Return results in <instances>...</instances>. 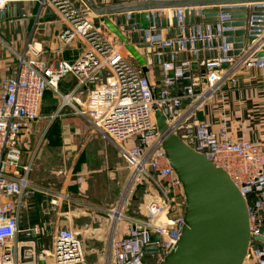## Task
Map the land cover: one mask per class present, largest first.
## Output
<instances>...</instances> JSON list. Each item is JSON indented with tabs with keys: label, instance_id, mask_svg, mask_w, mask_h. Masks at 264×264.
Wrapping results in <instances>:
<instances>
[{
	"label": "built area",
	"instance_id": "built-area-1",
	"mask_svg": "<svg viewBox=\"0 0 264 264\" xmlns=\"http://www.w3.org/2000/svg\"><path fill=\"white\" fill-rule=\"evenodd\" d=\"M9 3L10 0H0V11ZM38 3L41 8L51 9L63 24L59 35L63 47L79 39L84 52L73 64L63 60L49 63L34 45L27 44L26 52L16 56V67L0 81V264H157L164 259L180 237L185 201L161 147L153 106L165 117L172 134L228 175L243 197L248 214L249 242L242 264H264V144L234 139L223 104L216 130L197 118L223 87H236L241 70L264 69V22L258 26L256 40L238 56L226 57L230 47L222 42L214 48L220 56L197 62H163L160 58L166 54L165 48L176 57L197 54L193 44L222 39L220 27L216 36L198 31L174 39L146 30L144 42L149 46L141 54L156 60L153 65H157L161 79L156 84L116 49L73 1ZM201 69L205 70L204 76L199 73ZM67 74L76 79V85L65 93L57 87ZM99 77L101 83L90 88ZM49 89L60 100V109L70 108L94 128L101 140L116 148L128 176L116 204L100 217L95 215L99 234L108 228L104 246L89 250L85 247L81 236L91 225L85 229L60 227L52 235L50 250L37 251L36 255L26 252L34 260L21 263L22 244L17 239L23 210L30 208L25 194L32 189L28 180L31 165L22 164V159ZM139 186L144 188L142 217L128 216L130 199ZM59 198L68 199L59 195L50 199V204L56 205ZM31 231L39 234L40 227L28 225L23 232L29 235ZM34 241L23 244L35 246Z\"/></svg>",
	"mask_w": 264,
	"mask_h": 264
},
{
	"label": "water",
	"instance_id": "water-1",
	"mask_svg": "<svg viewBox=\"0 0 264 264\" xmlns=\"http://www.w3.org/2000/svg\"><path fill=\"white\" fill-rule=\"evenodd\" d=\"M84 1L95 15L92 19L94 27L103 25L114 34L144 76L148 73V65L156 62L150 55L143 56L139 52L149 46L144 42L146 30L151 29V34L155 35L167 30L165 38L174 39L181 34L187 37L198 31L216 36L220 27L222 39L213 38L193 44L198 49L197 54L182 53L176 57L174 53L169 54V48H165L163 51L166 54L160 58L163 62L176 59L197 62L220 56L214 48L222 42L230 47L226 57L238 56L256 40L258 26L264 22V0H95V5L91 0ZM113 1L119 5L112 6ZM249 4L252 5L247 8ZM218 6H222L221 9H217ZM195 7L204 8L195 12ZM11 8L9 4L6 5L0 11V19H8L11 13L7 9ZM159 9H172V12L165 17L164 13L153 11ZM85 14L89 16V13ZM112 15L113 21L110 18ZM174 50H177L176 45ZM227 66L222 64L221 67ZM199 73L204 76L205 70L201 69ZM183 84L188 85L189 81ZM202 84H205L204 77ZM152 109L156 129L161 135V147L181 186L185 201L180 237L173 249L157 264H242L249 242L248 214L243 197L223 170L182 143L170 132L165 117L157 107L153 106ZM39 217L40 222L44 223L43 212L39 213ZM26 230V225L20 226L21 232ZM47 233L51 234L50 228ZM39 236L31 231L23 239L34 241ZM151 249L153 247L147 248ZM37 251L35 246H21V263L32 262L34 258L25 253L34 252L36 255ZM39 264L44 263L40 261Z\"/></svg>",
	"mask_w": 264,
	"mask_h": 264
},
{
	"label": "crops",
	"instance_id": "crops-1",
	"mask_svg": "<svg viewBox=\"0 0 264 264\" xmlns=\"http://www.w3.org/2000/svg\"><path fill=\"white\" fill-rule=\"evenodd\" d=\"M38 1L39 0H10L9 5L10 8H12L10 10L7 9V11L8 13L10 11L11 16L8 19H0V81L4 74L16 67V56L26 52L27 44L34 45V47L39 50L40 56L49 63H53L56 60H63L73 64L80 59L84 52V44L79 39H74L66 47H63V43L59 38L64 28L63 24L51 9L48 7L41 8ZM71 1H73L84 13H89L91 19L95 17L84 0ZM91 1L94 5L97 4L95 0ZM127 1L131 2L132 0ZM118 5L119 4L113 1L112 6ZM251 5L252 4L246 5V7L250 8ZM221 7L222 6H218L217 9H221ZM203 8L195 7L193 10L196 12ZM153 11L164 13V15H166L165 17H167L168 13L172 12V9H159ZM110 18L113 21L114 16L112 15ZM100 29L105 37L111 41L112 45L120 51L123 50L121 52L140 70L138 64L130 57L117 37L110 33L103 25L100 26ZM161 33L162 35H166L167 30ZM125 35L129 36L127 33H125ZM139 52L143 53L142 50ZM155 75H157L156 79ZM146 76L158 84L161 79L159 78L160 75L157 65H148V73ZM100 80L101 77L96 81L97 84L101 83ZM94 84L96 83L94 82ZM59 85L61 86L59 87L62 92H69L75 87L76 79L71 74H67L60 81ZM175 91L177 92L178 88ZM222 104L225 107L230 133L234 139L238 140L244 138L252 143L264 144V69L253 68L241 70L237 75L236 87H223L221 93L216 94L205 104L201 112L197 114V118L207 121L212 126V129L216 130L217 119L222 110ZM80 118L91 127L96 138L102 141L106 146L105 152L103 153V147L100 143L95 141L96 144H100L97 148L92 143V154L90 159H84L83 163H81L83 176L81 175L80 178L83 177V179H80V188L83 190L85 189V180L90 179L92 175L97 176L98 174H102L101 176H108L109 178L113 176V166L108 157L112 150L116 151V153L117 150L112 144L101 140L94 128L85 119L82 117ZM25 154L22 159V164H24L23 162L25 161ZM121 161L125 167V163L123 160ZM28 180L32 189L25 194L26 201L30 205L27 211H29V215H38L39 224L44 228L52 229V234L60 227L85 229L97 219V216L100 217L105 209L113 207L119 197L118 196L111 205H96V201H94L96 204H93L82 198L88 197L87 193L83 194L85 196L79 195V193L72 195V192L65 188H58L52 184L46 186L45 183H38L30 178V174L28 175ZM92 185L90 186L91 188ZM59 195L67 196L68 199L63 200L59 198L56 205H51L49 202L50 199H55ZM36 198H40V205L38 203L39 208L34 203V199ZM44 204L45 207H43ZM33 208H36L35 211L31 210ZM40 212H43V217L45 218L44 223L40 222ZM60 216H64L62 220ZM25 225L33 226L29 224V222ZM85 234V237H83L85 247L88 248V250L92 248L98 249L104 246L106 242L108 228L99 234V228H92V226H90V229H88Z\"/></svg>",
	"mask_w": 264,
	"mask_h": 264
},
{
	"label": "rangeland",
	"instance_id": "rangeland-1",
	"mask_svg": "<svg viewBox=\"0 0 264 264\" xmlns=\"http://www.w3.org/2000/svg\"><path fill=\"white\" fill-rule=\"evenodd\" d=\"M156 78L157 75H155ZM95 83L97 84V82ZM59 86L58 84V90L61 87ZM93 86L95 84H92L90 88ZM60 104L61 102L56 93L52 89H49L42 102L39 119L34 125L31 143L25 148L26 154L23 163L26 165L30 163L31 165L30 178L38 183H45L46 186L52 184L58 188H65L71 191L72 195L79 193V195L85 196L83 194L87 193L88 197L82 198L89 203L96 204L94 202L96 201V205H111L123 189L128 171L117 156L116 151L112 150L108 159L113 166V176L109 178L108 176H101L102 174H98L97 176L92 175L90 179L85 180V189L82 190L80 188V179H83V177L80 178L81 175L83 176L81 163H83L84 159H90L92 143L96 148L101 144L103 153L106 146L96 138L88 124L80 117L74 115L70 108L60 109ZM95 141L100 144H96ZM91 185L92 188L90 187ZM143 196L144 188L139 186L130 199L128 216L142 217L140 211ZM36 199H34V203L38 207V203L40 205V198ZM63 217L60 216V219L62 220ZM38 220V215H29V211L23 210L21 225L29 222L31 225H38L40 227V236L35 242V248L38 251H48L52 246L53 234H48V229L40 225ZM91 226L92 228L98 226L96 220L91 223ZM24 235V232H20L18 236L20 238L17 239V242L21 243L22 246L26 245L23 244L26 242L23 239ZM84 235L81 236V239Z\"/></svg>",
	"mask_w": 264,
	"mask_h": 264
},
{
	"label": "bare ground",
	"instance_id": "bare-ground-1",
	"mask_svg": "<svg viewBox=\"0 0 264 264\" xmlns=\"http://www.w3.org/2000/svg\"><path fill=\"white\" fill-rule=\"evenodd\" d=\"M5 9V8H4Z\"/></svg>",
	"mask_w": 264,
	"mask_h": 264
},
{
	"label": "flooded vegetation",
	"instance_id": "flooded-vegetation-1",
	"mask_svg": "<svg viewBox=\"0 0 264 264\" xmlns=\"http://www.w3.org/2000/svg\"><path fill=\"white\" fill-rule=\"evenodd\" d=\"M19 236V235H18Z\"/></svg>",
	"mask_w": 264,
	"mask_h": 264
},
{
	"label": "trees",
	"instance_id": "trees-1",
	"mask_svg": "<svg viewBox=\"0 0 264 264\" xmlns=\"http://www.w3.org/2000/svg\"><path fill=\"white\" fill-rule=\"evenodd\" d=\"M46 94V93H45Z\"/></svg>",
	"mask_w": 264,
	"mask_h": 264
}]
</instances>
